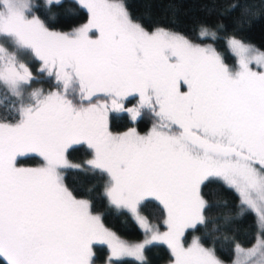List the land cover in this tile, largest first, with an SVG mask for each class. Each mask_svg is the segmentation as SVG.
I'll return each instance as SVG.
<instances>
[{
	"label": "snow or ice",
	"instance_id": "1",
	"mask_svg": "<svg viewBox=\"0 0 264 264\" xmlns=\"http://www.w3.org/2000/svg\"><path fill=\"white\" fill-rule=\"evenodd\" d=\"M73 2L88 19L63 32L35 14L40 5L32 0H0V108L11 99L0 111L4 264H95L94 245L107 247L105 264H148L145 249L155 243L167 245L171 264H224L199 237L187 246L182 240L185 230L207 224L212 205L202 186L211 180L237 194L239 216L255 217L253 242H234L232 264H264V51L235 34L220 36L223 25H201V41L223 39L235 55L229 66L214 43L162 26L149 30L125 0ZM236 10L243 25L264 16V0L227 9ZM25 57L39 62L38 74ZM45 75L55 90L33 89ZM128 98L136 100L132 107ZM110 112L133 122L147 112L155 122L145 134L135 127L114 133ZM76 145L91 152L83 164L67 158ZM28 154L41 158L39 166L20 165ZM67 169L106 176L108 206L126 210L144 239L129 242L105 227L92 201L65 184ZM148 200L161 206L167 231L140 214Z\"/></svg>",
	"mask_w": 264,
	"mask_h": 264
},
{
	"label": "trees",
	"instance_id": "2",
	"mask_svg": "<svg viewBox=\"0 0 264 264\" xmlns=\"http://www.w3.org/2000/svg\"><path fill=\"white\" fill-rule=\"evenodd\" d=\"M126 6L134 19H137L146 28L151 30L155 26L170 28L173 31L186 35L196 43H214L227 62H232L233 57L228 52V47L223 39L213 42L205 38L201 41L198 32L201 25L215 29L218 25H223L227 30L219 32L220 36L237 35L245 43L255 46L264 51V16L251 19L250 22L240 24V10L228 12L229 5L233 3H246L249 5H259L260 0H125ZM40 7L35 10V14L53 30L68 31L86 22L87 12L80 8L73 0H63L60 5H53L50 8L45 6V2L37 0ZM258 11L259 8H254ZM223 13V14H222ZM29 66L33 72L39 68V62L29 61ZM48 88H53L51 79L40 78L39 82ZM132 100L129 101V103ZM8 107L4 102L3 108ZM0 108V111H3ZM154 118L150 113H145L136 122L138 130L141 131L154 123ZM112 131H119L130 128L132 121L124 112L114 115L110 121ZM91 155L90 150L85 145H76L69 150L68 160L74 164H83ZM20 165H35L41 161L36 155L18 157ZM106 176L97 172H87L75 169H67L64 172V182L81 198L92 201L93 212L102 215L105 227L117 233L121 239L127 241L139 240L143 237L141 229L136 221L126 210H116L108 206L107 200L103 196V186ZM91 190V191H89ZM202 192L212 207L206 210V226H197L196 229L185 230L183 240L188 243L191 237H199L205 247L214 248L216 255L224 261H232L234 242H239L245 247L251 245L256 232L255 217L252 214L239 216V198L237 194L225 187L222 182L211 180L202 186ZM226 202L227 207H217L218 203ZM140 211L151 222L159 225V229H164V213L158 202L154 200L146 201ZM231 216L232 220L227 224L224 216ZM218 229V230H217ZM95 263H104L108 256L107 247L94 245ZM145 256L148 264H167L172 259L171 252L163 244L156 243L145 249ZM0 264H4L0 258ZM117 264H138L133 258H125Z\"/></svg>",
	"mask_w": 264,
	"mask_h": 264
},
{
	"label": "rangeland",
	"instance_id": "3",
	"mask_svg": "<svg viewBox=\"0 0 264 264\" xmlns=\"http://www.w3.org/2000/svg\"><path fill=\"white\" fill-rule=\"evenodd\" d=\"M42 1H44L45 2V0H42ZM32 2L33 3H37V0H32ZM85 23V22H84ZM83 24V23H82ZM78 27V26H77ZM68 31H70V30H68ZM63 32H67V31H63ZM0 43H5L3 40H0ZM207 44V43H206ZM5 46L7 47L8 45L7 44H5ZM227 46V45H226ZM255 47V46H254ZM256 48V47H255ZM260 51H262V50H260ZM228 52H229V54L233 57V61L232 62H227L226 61V59H225V57L223 56V58H224V60H225V62L229 65V66H235L236 65V60H237V58L235 57V55L233 54V53H231L230 52V50L228 49ZM25 60H26V62H31L32 60H28V58L27 57H25L24 58ZM39 67H40V64H39ZM255 67V66H254ZM39 69V68H38ZM37 69V70H38ZM37 70H36V73L35 72H33L34 74H38L37 73ZM46 78V79H51L52 80V83H53V86H54V83H55V81H54V78H49V77H47L46 75L45 76H41L40 78ZM32 88L33 89H36V88H40V89H43L45 92H47V91H49V90H55L54 89V87L53 88H48V87H46V86H44L43 84H40V83H34L33 85H32ZM31 90V89H30ZM3 98V92L2 91H0V99H2ZM4 102H6L7 104H8V106L11 104V99H7V100H5ZM134 103H136V100H135V102ZM125 106H126V104H125ZM127 107V106H126ZM129 107H131V105L129 106ZM110 113H114V114H118V113H122V112H110ZM153 125V124H152ZM152 125L151 126H149V127H147V128H145V129H143V130H141V131H139L138 130V127L136 126V125H131L130 126V128H132V127H135L136 128V130L140 133V134H145V133H147L151 128H152ZM129 128H127V129H124V130H119V131H112V130H110V131H112V132H114V133H121V132H125V131H127ZM86 146V145H85ZM87 147V146H86ZM28 155H35V154H28ZM91 158V155L88 157V159H90ZM87 159V160H88ZM70 161V160H69ZM71 162V161H70ZM41 163V162H40ZM40 163H38V164H35V165H21V166H24V167H37V166H39V164ZM71 163H73V162H71ZM74 164V163H73ZM140 214L141 215H143L142 213H141V211H140ZM143 216H145V215H143ZM160 231L161 232H164V231H167V228H166V226H165V228L164 229H160ZM194 237H196V236H193V237H191L190 238V240L188 241V243H185L184 242V240H183V238H182V240H183V242H184V244H185V246H187L188 244H190L191 243V241H192V239L194 238ZM144 239V235H143V237L141 238V239H139V240H135V241H129V242H141L142 240ZM156 244V243H155ZM160 244H163V243H160ZM166 248H168L167 247V245H165V244H163ZM168 250H169V248H168ZM107 251H108V249H107ZM170 251V250H169ZM108 255H109V252L107 253ZM123 259H125V258H123ZM134 259V258H133ZM172 259H173V257H172ZM172 259L170 260V261H168V263L167 264H171V261H172ZM233 259V258H232ZM222 260V259H221ZM222 261H224V260H222ZM95 264H105V261H104V263H95ZM224 264H232V261H224Z\"/></svg>",
	"mask_w": 264,
	"mask_h": 264
},
{
	"label": "flooded vegetation",
	"instance_id": "4",
	"mask_svg": "<svg viewBox=\"0 0 264 264\" xmlns=\"http://www.w3.org/2000/svg\"><path fill=\"white\" fill-rule=\"evenodd\" d=\"M130 100H132V101L129 103ZM134 102H135V99L128 98L127 100L124 101V104H126L127 107H129L130 105L132 107L135 104ZM114 115H115L114 113H109L108 123H109V129L110 130H112V126L110 125V121H111V119L113 118ZM116 115H118V114H116ZM137 121H135V122L132 121V125H136L137 126V124H136Z\"/></svg>",
	"mask_w": 264,
	"mask_h": 264
}]
</instances>
